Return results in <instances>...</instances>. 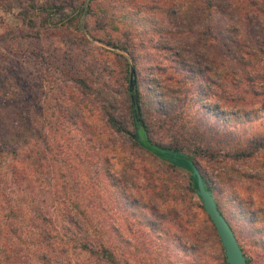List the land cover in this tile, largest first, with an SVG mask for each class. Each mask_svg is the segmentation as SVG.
<instances>
[{"label":"trees","instance_id":"obj_1","mask_svg":"<svg viewBox=\"0 0 264 264\" xmlns=\"http://www.w3.org/2000/svg\"><path fill=\"white\" fill-rule=\"evenodd\" d=\"M16 1L19 2L25 27L34 28L35 17H40L46 28L69 23L81 30L87 17L95 14L93 3L97 0H47L42 3L37 0ZM174 3L181 6L182 20L186 23L169 30L174 45H155V53L166 51L161 60L169 63L168 68L162 65L163 62L152 64L147 68L151 69L152 76L145 78L151 80L153 86L150 87L157 91H160L162 82L156 71L163 73L165 80L181 85L180 89L173 85L166 89L170 93H177V97L168 96L165 92L158 94L160 114L168 119L173 118L172 112L175 106H179L178 101H186L182 103L185 107L191 93H196L199 100L207 99L211 95V85L215 84L225 95L221 97L223 102L239 104L240 110L229 115L240 117L246 122L252 120V115L256 118L260 114L264 116V0H202V6L198 8H195V0ZM0 7L9 11L14 4L0 0ZM210 8L220 14V20L214 25L209 22ZM202 29L206 39L197 51L195 46L180 38ZM30 35L25 34L22 38L32 37ZM36 35L41 34L37 32ZM121 41L110 38L106 44L129 53L127 43L122 45ZM121 51L114 52V61L121 67L124 83L115 87L105 80L102 87L95 89L87 78L79 73L74 74L72 79L77 84L88 89L92 95L95 94L96 105L86 110L88 102L83 97L77 102L78 110H65L67 118L87 138L86 142L94 143L101 151L97 161L100 174L107 184L104 190L109 188L111 193V203L101 200L94 204L90 198L88 203L81 202L74 197L75 187H70L65 173L62 174L63 183L59 185L66 190L60 193L54 190L51 202H47L46 196L38 198L35 195L36 185L38 188L41 185L37 182H42L40 174L46 165H51V162L56 164L59 156L49 150L50 154L44 153L43 149L39 150L41 147L29 148L33 145L34 137L41 133L34 123L35 115L28 107L32 103L27 104L31 100L25 94L22 96L5 91L10 83L0 78V264H139L136 252L127 255L124 250L126 245L131 244L132 247V239L125 237L124 230L134 233L136 227L147 228L150 235L155 232L168 235L170 230L180 232L177 238L184 240L186 250L194 254L191 264H211L209 236H213L221 253L219 264H228L216 226L203 204L196 202L207 214V231L194 226L197 214L180 206V193L170 177L165 176L177 169L189 171L187 194L193 202V196L197 195V177L193 174L197 164L196 154L182 149L179 140L163 143L152 138L151 127L145 117V97L139 69L136 62L131 64ZM131 55L136 60L135 55ZM113 74L112 71L107 73L109 76ZM251 95L258 96L260 100L249 101ZM120 96L128 103L129 113L133 117L132 126L120 114ZM255 103L260 105L253 113L251 107ZM180 113H184L183 110ZM182 129L185 130L183 120ZM254 140L256 147H264V134ZM211 155L216 157L217 153ZM247 155V152L231 154L240 159ZM157 158L169 163L166 169L154 167ZM137 160L149 164L150 168L137 166ZM232 171L237 170L233 168ZM202 174L207 188L216 198L219 210L241 244L237 228L224 209L226 202L218 198L221 186L214 183L208 174ZM259 176L262 180L263 177ZM239 202L244 205L242 201ZM247 213L250 216L245 225L254 230V235L250 231L249 236L255 244L263 246L264 203L261 202L254 210L246 207ZM242 248L249 264H252V258ZM146 254L156 255L154 259L167 255L162 250H149ZM166 263L170 262L167 260Z\"/></svg>","mask_w":264,"mask_h":264},{"label":"rangeland","instance_id":"obj_2","mask_svg":"<svg viewBox=\"0 0 264 264\" xmlns=\"http://www.w3.org/2000/svg\"><path fill=\"white\" fill-rule=\"evenodd\" d=\"M3 1L7 4L12 2L14 7L9 11L0 7V78L10 83L5 91L9 90L22 96L25 94L27 99L31 100H28L27 104L32 103L28 107L35 115L32 118L35 125L41 129V133L34 137L33 145L29 148L41 147L40 151L43 149L44 153L50 151L59 156L57 165L51 162V165H46L44 172L40 174L42 182L37 183L38 185L41 183V188L36 185L35 195H38V198L46 196L47 202H51L54 190H59V193L66 190L59 185L63 183L62 174L65 173L70 187H75L74 197L81 202L88 203L90 198L94 204L101 200L111 203V193L109 188L104 190L107 184L100 174V165L97 161L101 151L94 143L86 142L87 138L82 135L77 125L67 118L65 110L70 108L78 110L77 102L83 100V97L88 102L86 110L93 109L94 104L96 105L95 94L92 95L88 89L77 84L72 79L74 74L79 73L87 78L91 87L95 89L102 87L101 84L105 80H109L115 87L124 83L121 67L114 61V52L121 49L106 44L110 38L122 40V45L127 43L130 51L121 52L129 58L131 64L136 62L139 69L145 97V117L150 124L152 138L163 143L179 140L183 145L182 149L196 154V166L200 172L208 174L214 183L221 186L222 191L218 198L225 200L224 209L236 226L240 242L248 256L252 258V264H264V245L255 244L254 239L251 240L250 231L254 235V230L245 225L247 217L250 216L248 213L245 214L246 207L254 210L261 202L264 203V147H256L254 144V139L264 134L263 114H260L259 118L252 115L250 122L229 115L235 110H240L239 104L223 102L221 97L225 95L222 89L212 84L209 98L199 100L196 93H191L187 98L188 104L183 107L182 103L186 101H178L179 106H175L172 112L173 118L168 119L160 114L158 94L165 92L168 96L177 97V93H170L166 89L171 85L180 89L181 85L165 80L163 73L159 71L155 74L162 82L160 91L150 87L153 86L151 80L145 79L151 74V69L147 68L152 64L163 62L162 65L167 68L169 66V63L161 60L166 51H158L157 54L154 48L156 44L174 45L169 30L177 29L186 23L182 20L181 1L179 6L174 3L179 0H97L93 3L95 14L87 17L86 24L82 23L85 25L81 30L77 25L69 23L46 28L43 27L40 17H35L34 28L25 27L20 15L19 2ZM37 1L42 3L47 0ZM200 6L202 0H195V8ZM208 14L209 22L213 25L220 20V14L215 9L210 8ZM37 32L41 35H36ZM29 33L32 37L22 38ZM180 38L195 46L197 51L205 43L206 35L202 29ZM201 39L203 40L200 41ZM131 53L135 55L136 60ZM153 58L155 59L151 60ZM109 71L114 74L107 75ZM163 87L165 88L162 89ZM119 99L120 114L132 126L133 117L129 113L128 103L123 96ZM252 99L260 100L258 96L251 95L249 101ZM259 105L260 103H255L251 107L253 109L251 112H256ZM181 110L184 113H180ZM87 113L89 114L88 111ZM182 120L185 123V130L182 129ZM42 144H46L48 148ZM241 152H247L249 155L243 157L244 159L231 156L233 153ZM212 153H217V156L213 157ZM141 162L137 160V166L150 168L149 164ZM168 165L169 163L163 159H155V168L160 167L164 170ZM233 168L237 171L233 172ZM168 175L165 176L170 177L180 193L179 200L182 204L180 206H184L185 210H192V214H197L194 226L207 231V214L196 203L201 202L199 196H193L195 206L187 194L190 172L177 169L176 172L169 171ZM232 175L233 178L230 179ZM259 175L263 177L262 180L259 179ZM239 200L244 205L239 204ZM134 231L132 233L124 230L125 237L132 239V247L131 244L126 245L124 250L127 255L136 252L139 264L151 262L167 264V260L170 262L168 264H191L194 254L186 250L184 240L177 238L181 235L180 232L170 230L168 235L158 232L150 235L147 228L140 227H136ZM209 237L212 257L210 263L219 264L218 257H221V253L217 240L215 238L214 241L213 236ZM149 250L153 252L162 250L167 255L154 259L156 257L154 254L147 256L146 252Z\"/></svg>","mask_w":264,"mask_h":264},{"label":"water","instance_id":"obj_3","mask_svg":"<svg viewBox=\"0 0 264 264\" xmlns=\"http://www.w3.org/2000/svg\"><path fill=\"white\" fill-rule=\"evenodd\" d=\"M193 174L197 177V195L199 196L207 214L216 226L222 245L225 249L228 264H249L238 238L230 223L219 210L214 194L207 188L205 180L198 169L194 166Z\"/></svg>","mask_w":264,"mask_h":264}]
</instances>
